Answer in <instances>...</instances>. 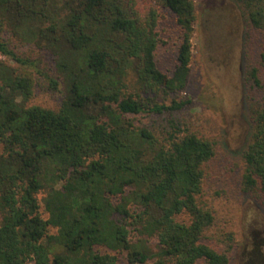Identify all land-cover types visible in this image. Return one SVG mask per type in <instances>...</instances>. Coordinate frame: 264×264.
Masks as SVG:
<instances>
[{"label": "trees", "instance_id": "trees-1", "mask_svg": "<svg viewBox=\"0 0 264 264\" xmlns=\"http://www.w3.org/2000/svg\"><path fill=\"white\" fill-rule=\"evenodd\" d=\"M233 1L251 123L240 187L264 205V0ZM151 2L176 17L171 75ZM196 20V0H0V32L51 53L66 84L59 107L27 105L32 71L0 36L16 62L0 57V264L230 263L204 201L218 141L178 97Z\"/></svg>", "mask_w": 264, "mask_h": 264}, {"label": "rangeland", "instance_id": "rangeland-1", "mask_svg": "<svg viewBox=\"0 0 264 264\" xmlns=\"http://www.w3.org/2000/svg\"><path fill=\"white\" fill-rule=\"evenodd\" d=\"M152 5L159 13L157 63L171 75L179 43L176 17L166 7ZM196 13L191 74L187 88L178 97L194 99L183 114L218 141V151L204 180V201L216 210L213 235L231 251L229 264H264V205L240 187L242 153L251 131L245 98L244 17L233 0H196ZM0 36L27 59L21 67L32 71L33 94L26 104L59 107L66 84L59 78L51 53L6 32ZM0 57L16 63L1 53ZM51 78L60 80L57 88ZM119 264L129 263L120 260Z\"/></svg>", "mask_w": 264, "mask_h": 264}]
</instances>
